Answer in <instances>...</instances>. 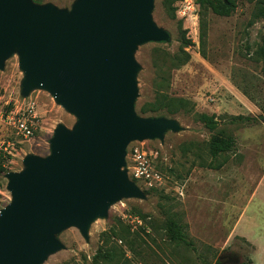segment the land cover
<instances>
[{"label": "rangeland", "instance_id": "1", "mask_svg": "<svg viewBox=\"0 0 264 264\" xmlns=\"http://www.w3.org/2000/svg\"><path fill=\"white\" fill-rule=\"evenodd\" d=\"M76 1L34 3L69 11ZM166 2L154 0L151 18L169 39L139 44L133 52L134 105L138 115L171 119L179 130L166 131L163 140L131 142L127 165L139 148L147 153L155 174L149 182L137 181L123 168L143 197L112 203L106 216L91 222L87 236L76 226L61 231L57 240L64 247L49 253L42 264H208L219 259L235 264L246 256L253 264H264V121L259 119L264 116V62L254 56L263 43L264 19L250 26L255 2L238 0L229 17L201 10L199 29L192 30L177 14H167ZM183 31L192 41L184 48L190 60L179 69L165 63L163 81L156 64L164 62L166 54L180 52ZM24 78L15 52L0 69V108L33 124L34 134L25 138L11 122L0 120V212L12 201L7 175L23 172L30 155L49 156L57 127L72 130L78 121L45 89L23 95ZM162 97L184 99L188 109L175 105L174 114L167 109L148 113L161 105ZM203 113L216 116V131L197 120ZM234 116L256 120L233 124ZM222 135L234 137L237 147L213 158L209 142ZM169 218L187 226L197 250L168 240Z\"/></svg>", "mask_w": 264, "mask_h": 264}, {"label": "water", "instance_id": "2", "mask_svg": "<svg viewBox=\"0 0 264 264\" xmlns=\"http://www.w3.org/2000/svg\"><path fill=\"white\" fill-rule=\"evenodd\" d=\"M153 5L77 0L68 11L0 0V69L17 52L23 95L45 89L78 119L72 130L57 127L49 156L30 155L23 172L7 175L12 201L0 212V264H42L64 247L61 231L76 226L87 236L112 203L143 197L123 169L129 144L179 130L171 119L135 110L133 52L169 39L152 21Z\"/></svg>", "mask_w": 264, "mask_h": 264}, {"label": "trees", "instance_id": "3", "mask_svg": "<svg viewBox=\"0 0 264 264\" xmlns=\"http://www.w3.org/2000/svg\"><path fill=\"white\" fill-rule=\"evenodd\" d=\"M38 3H41L43 0H34ZM181 1V0H167L166 2V11L167 14L171 18H175L177 14L178 7H173V2ZM255 2V11L252 15V20L249 22V25L252 26L257 23L259 20L264 19V2L262 0H249ZM238 0H198L199 5V15H201V10L203 9H211L215 14L219 16L229 17L231 16L237 9ZM180 3V2H179ZM179 5V4H178ZM187 31V30H186ZM206 36V27L203 28V37ZM182 46L183 48L179 53L175 55L166 54V59L163 61H159L156 64L157 70L162 75L161 79L164 81L166 73L165 63L169 62L171 69H179L181 66L187 64L190 60V55L188 52L184 50V48L190 46L192 41L186 38V32H182L181 36ZM157 55H160L157 53ZM254 56L257 60H262L264 62V38L263 43L259 45L258 49L254 53ZM246 93V92H245ZM248 94V93H246ZM161 105L157 108L150 109L148 113H157L162 109H167L169 113L174 114L176 111L174 110L175 105H177L180 109H188L189 102L184 99H171V98H160ZM176 103V104H175ZM144 111V110H142ZM146 112V111H145ZM147 113V112H146ZM197 120L204 124V126L210 131H216L220 125V122L217 120L215 115L208 114H198ZM255 118L243 117V116H234L231 118V123H247L250 121H255ZM237 147V141L232 136H215L209 142V154L216 158L222 154H229L233 152ZM2 162L0 163V173L4 171L2 167ZM201 165H205L201 163ZM210 166H212L210 164ZM166 235L170 242L183 245L184 247L192 250H197L194 241L190 238L187 232V226L182 224L180 221L169 218L166 224ZM115 254V251H112ZM223 259L217 260L215 263L208 264H223ZM234 264V263H231ZM235 264H253L252 260L246 256L244 261H236Z\"/></svg>", "mask_w": 264, "mask_h": 264}, {"label": "built area", "instance_id": "4", "mask_svg": "<svg viewBox=\"0 0 264 264\" xmlns=\"http://www.w3.org/2000/svg\"><path fill=\"white\" fill-rule=\"evenodd\" d=\"M177 15L182 21L190 23V29H199V5L198 0H181L178 5ZM11 112L10 115L5 114L0 108V120L11 122L18 133L25 138H31L34 134L33 124H29L27 120L15 116ZM131 164L127 165V169L131 171L133 179L137 181L149 182L155 177L150 168L147 159V153L139 148L134 150L130 155ZM152 179V180H153Z\"/></svg>", "mask_w": 264, "mask_h": 264}, {"label": "crops", "instance_id": "5", "mask_svg": "<svg viewBox=\"0 0 264 264\" xmlns=\"http://www.w3.org/2000/svg\"><path fill=\"white\" fill-rule=\"evenodd\" d=\"M0 143H1V141H0Z\"/></svg>", "mask_w": 264, "mask_h": 264}]
</instances>
